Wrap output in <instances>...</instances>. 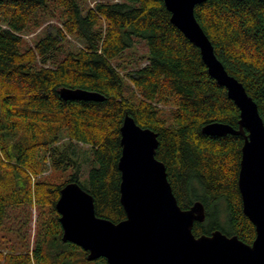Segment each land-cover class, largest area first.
Wrapping results in <instances>:
<instances>
[{"label":"trees","instance_id":"trees-1","mask_svg":"<svg viewBox=\"0 0 264 264\" xmlns=\"http://www.w3.org/2000/svg\"><path fill=\"white\" fill-rule=\"evenodd\" d=\"M194 15L264 123V0H206ZM39 29L28 45L23 36ZM69 38L81 47L71 50ZM62 88L105 100H63ZM125 114L158 135L156 159L180 208L203 204L194 236L218 230L253 241L237 186L244 138L202 133L214 122L237 129L239 110L163 0H103L87 9L79 0H0V264H107L62 241L55 205L76 182L93 197L96 216L125 218L117 169ZM211 217L222 222L206 228Z\"/></svg>","mask_w":264,"mask_h":264},{"label":"water","instance_id":"water-1","mask_svg":"<svg viewBox=\"0 0 264 264\" xmlns=\"http://www.w3.org/2000/svg\"><path fill=\"white\" fill-rule=\"evenodd\" d=\"M206 0H163L170 22L199 49L208 74L225 88L239 110L238 128L214 122L208 136H243L237 186L243 214L255 228L248 245L236 236L215 230L194 236L195 222L205 220L199 201L181 209L167 179L165 165L156 159L158 135L141 128L125 114L120 127L119 201L125 218L118 223L95 214L93 197L76 182L66 184L55 205L62 241L88 253L87 260L107 264H264V123L243 85L230 76L197 22L194 9ZM63 100L102 101L105 97L82 89L62 88Z\"/></svg>","mask_w":264,"mask_h":264},{"label":"rangeland","instance_id":"rangeland-1","mask_svg":"<svg viewBox=\"0 0 264 264\" xmlns=\"http://www.w3.org/2000/svg\"><path fill=\"white\" fill-rule=\"evenodd\" d=\"M99 1H103V0H79V2L81 3V5H82V7L84 9H87L88 7H92L96 2H99ZM40 31H41V29L37 30L33 34H29V35H24L23 36L24 39L26 40V42L28 43V45H31L33 43V40L35 39L36 35H39L40 34ZM69 41H70V46L69 47L73 51H76L82 45V43L80 41L74 40V38H69ZM137 49H138L139 53H143L145 51V48H144V46L142 44L138 45L137 46ZM48 174H49V171H47L45 173V175H48ZM34 219H35V216H34ZM220 222H222V221L221 220L219 221V218L216 220L214 217H211L210 220H209V223L206 225V228H211V227H213V224L220 223ZM221 225L223 227H225L224 224H221ZM33 234H34V231L31 230V236H33ZM10 239H12V241H13L14 240V236H10ZM4 253H6V252H4Z\"/></svg>","mask_w":264,"mask_h":264},{"label":"flooded vegetation","instance_id":"flooded-vegetation-1","mask_svg":"<svg viewBox=\"0 0 264 264\" xmlns=\"http://www.w3.org/2000/svg\"><path fill=\"white\" fill-rule=\"evenodd\" d=\"M254 240V239H253ZM253 242V241H252ZM252 242L250 243V244H252ZM246 244V243H245ZM250 244H248V245H250Z\"/></svg>","mask_w":264,"mask_h":264},{"label":"bare ground","instance_id":"bare-ground-1","mask_svg":"<svg viewBox=\"0 0 264 264\" xmlns=\"http://www.w3.org/2000/svg\"><path fill=\"white\" fill-rule=\"evenodd\" d=\"M84 101V100H83Z\"/></svg>","mask_w":264,"mask_h":264}]
</instances>
